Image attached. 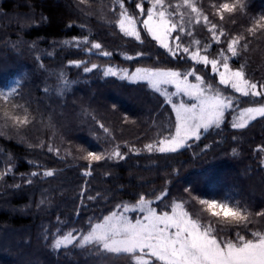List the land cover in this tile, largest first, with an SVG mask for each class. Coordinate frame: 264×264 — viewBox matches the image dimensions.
I'll list each match as a JSON object with an SVG mask.
<instances>
[{"label":"trees","instance_id":"1","mask_svg":"<svg viewBox=\"0 0 264 264\" xmlns=\"http://www.w3.org/2000/svg\"><path fill=\"white\" fill-rule=\"evenodd\" d=\"M112 1L117 11L103 13V6ZM137 2L141 0H126L130 14L134 11L138 14ZM197 2L209 19L229 35L244 32L247 17L264 13V0H247V16L236 17L232 23L227 16L220 21L211 14L213 0ZM143 3L146 9L150 7L148 1ZM118 11L117 0H89L87 4H80L79 0H0V52H13L4 61L9 66L0 75V90L13 79H19L15 86L16 100L28 106L35 117L28 127L0 135V152L5 156L0 169L12 167V172L0 181V239L4 235L8 240L19 241L15 249L0 244V264H130L128 258L112 254H107L109 259L104 262L105 255L90 254L71 245L54 250L51 235L45 239V233H56L59 217L64 222L60 225L62 232L75 228L80 231L74 235H83L89 227V218L98 222V218L109 214L118 204L134 203L138 194H151L165 187L168 197L153 205L158 204V210L172 199L179 202L178 198L186 195L185 188L203 197L231 194L249 201L256 209L264 207V167L259 160L264 153L254 151L264 145V118H257L245 129H232L229 115L220 129L210 130L200 141H190L191 146L179 153H128L125 144L143 148L161 130L159 125L167 124L169 114L174 120V113L170 105L162 103L163 96L145 83H130L119 75L104 76L103 69L112 66L129 72L136 67L184 70L192 62L173 59L139 25L142 44L123 36L114 23ZM200 30L196 38L207 42L210 33L206 28ZM85 37L101 43L103 50L112 55L103 57L95 54V50L92 54L81 51L74 38ZM249 39L253 41L250 51L230 63L238 67L246 62L249 75L261 80L264 36ZM63 41H70L71 46L63 45ZM222 46L214 44L210 51L214 54ZM138 52L145 55L137 57ZM37 53L42 54L39 60L44 67L57 74L62 72L71 80L79 79L65 98L54 91L45 92L49 79L43 76L42 69L29 64L35 61L33 55ZM128 55L134 58L128 60ZM70 61L97 64L99 68L85 73L83 67L76 68ZM196 67L203 74L211 71L210 66ZM73 99L75 104L70 107L68 102ZM239 99L241 107L251 106L249 98ZM79 113L82 119L78 118ZM125 117L128 123L124 122ZM61 120L66 122L65 126ZM97 121L112 131L114 144H120L127 156L125 160L93 163L92 174L84 176L88 162L79 158L86 154H80L79 149L103 151L110 147ZM89 124L96 128L94 133L89 131ZM233 136L237 139L233 140ZM41 142L45 147H29ZM49 143L60 148V156L47 151ZM233 148L238 155L233 156ZM65 150L76 156L66 155ZM45 169L53 170L55 175L44 177ZM33 171L40 175L31 176ZM29 179L33 181L31 184L27 183ZM88 196L96 199L89 200ZM41 200L45 203L40 204ZM254 200L257 202L253 203Z\"/></svg>","mask_w":264,"mask_h":264},{"label":"snow or ice","instance_id":"2","mask_svg":"<svg viewBox=\"0 0 264 264\" xmlns=\"http://www.w3.org/2000/svg\"><path fill=\"white\" fill-rule=\"evenodd\" d=\"M88 2L79 0L80 4ZM117 3L119 11L114 23L123 36L132 37L142 44L144 41L139 25L173 59L186 64L192 62L183 71L136 67L129 72L112 66L103 69L104 76L119 75L131 83L146 82L153 92L163 96L162 103L170 105L171 113H174V120L169 114L167 124L159 125L161 130L143 148L125 144L128 153H179L191 146L190 141H200L210 130L220 129L229 115L232 117V129H245L257 118H264V78L253 79L246 71V62L238 67L230 63L250 51L249 45L253 41L249 37L256 39L264 36V13L247 17L244 32L229 35L223 27L209 19V14L197 0H148L151 6L147 9L141 0L135 3L138 14L135 11L129 13L125 6L126 0H117ZM211 8V14L219 17L220 21H224L227 16L232 23L236 22V17H246L248 12L247 0H213ZM112 11L117 10L114 8ZM196 26L206 28L210 33L207 42L196 38ZM186 37L191 39L186 40ZM74 41L81 51L86 50L89 54L95 50V54L103 57L112 55L110 51L103 50L101 43L87 37L82 40L74 38ZM62 44L71 46L70 41H63ZM214 44L223 46L213 54L210 50ZM143 55L144 52L136 53L137 57ZM133 58L131 55L126 56L128 60ZM69 63L76 68L83 67L85 73L99 68L97 64L89 66L83 61ZM197 65H203L204 69L210 66V73L203 74ZM39 67L44 66L40 64ZM190 77L193 79L190 80ZM57 80L55 89L45 87L46 93L55 91L63 95L71 84L62 72L57 74ZM167 86L174 87L175 93L167 91ZM17 95L15 87L8 91L0 90V135L4 134L3 129L6 128H26L35 119L29 107L16 100ZM173 96L179 99L174 100ZM239 97L249 98L247 102L251 106L241 107ZM124 122H129L127 117ZM97 124L110 147L103 151L86 147L79 149L86 153L79 158L88 162L82 173L84 176L92 174L93 163L125 160L127 156L121 151L120 144H114L112 131L99 121ZM232 139L236 140L237 137L233 136ZM29 147L43 148L45 145L41 142ZM47 151L57 156L61 154L60 148L51 143L47 145ZM254 151L264 153V145ZM65 154L72 153L65 150ZM232 154L238 155L235 148ZM259 160L264 167V156H260ZM11 172V166L0 169V181ZM37 175L40 173H31L33 177ZM42 175L52 177L55 172L45 169ZM32 182L27 180L29 184ZM184 192L186 195L179 197V202L172 199L159 210L158 204L153 205L168 197L167 187L151 194L140 193L134 203L118 204L109 214L98 218V222L93 223L89 218V227L80 236L74 235L80 231L75 228L62 232L60 225L64 222L57 217L56 233L59 235L46 231L44 238L48 239L51 235V247L54 250L71 245L90 254L126 257L130 264H264V207L256 209L249 201L231 194L203 197L190 188H185ZM97 196H100L99 192ZM87 198L96 199L95 196ZM44 203V200L40 201V204ZM136 212L142 215H128Z\"/></svg>","mask_w":264,"mask_h":264},{"label":"rangeland","instance_id":"3","mask_svg":"<svg viewBox=\"0 0 264 264\" xmlns=\"http://www.w3.org/2000/svg\"><path fill=\"white\" fill-rule=\"evenodd\" d=\"M1 1H3V0H1ZM146 1H148V0H146ZM114 4H115V2L114 1H112L111 2V4H109V5H106V6H103V8L102 9H104L103 10V13H107V12H109V10H111L112 11V9H114ZM149 6H151L150 4H149ZM8 21H10V19L8 18ZM200 28H201V26H196V28L194 29V35H196V34H199V33H201L202 31L200 30ZM1 30V29H0ZM77 40V39H76ZM12 53L13 52H11L10 50H8L5 54L4 53H1L0 52V75L3 73V72H5L7 69V67L9 66V65H5V62L4 61H6V59H8V55H12ZM42 56V54H40V53H37V54H34L33 55V58L35 59V61H33V62H29V64H32V65H34L37 69H42L41 71L42 72H44V75L43 76H46V79L48 78L49 79V81H47V82H45V86H47L49 89H55L56 87H57V85H58V80H57V72L56 71H54V70H49L47 67H43V68H41V67H39V65L40 64H42L41 62H40V58L39 57H41ZM39 58V59H37V58ZM36 59L38 60V61H36ZM235 59V58H234ZM27 63V62H26ZM135 70V69H134ZM133 70V71H134ZM181 71H183V70H181ZM132 72V71H131ZM39 73H40V70H39ZM27 78H29V77H27ZM32 79H36L37 78V76H32L31 77ZM190 80L191 79H193V78H189ZM30 80V79H29ZM67 80H69V81H71V84H70V86L67 88V90L64 92V94L63 95H61L63 98H65L70 92H71V90H72V87L73 86H75L76 84H77V82L79 81V79H73V80H71V78H68L67 77ZM16 81H19V79H13L12 80V82L8 85V86H6L5 88H3L2 89V91H8V90H10V89H12V88H14L15 86H16V84H17V82ZM32 81V80H31ZM127 82H129L128 80H126ZM38 83V82H37ZM131 83V82H130ZM138 83H145L146 85H147V83L146 82H138ZM37 87V86H36ZM149 89H151L150 87H148ZM152 90V89H151ZM167 91H169V92H171V93H175V88L174 87H172V86H167ZM55 92V91H54ZM173 99L174 100H178L179 98L178 97H176V96H173ZM189 103H192L191 101H189ZM73 104H75V100L73 99V100H70L69 102H68V105L71 107ZM171 107V106H170ZM247 107V106H246ZM82 114H78V118H80V119H82ZM231 120H232V117L230 118V121H229V124H230V126H231ZM61 125L62 126H65L66 125V122L64 121V120H61ZM89 126H91V127H89V131H91V133H94L95 131H96V128H94V127H92V124H89ZM5 130V131H4ZM3 131L4 132H10L11 131V128H6V129H3ZM90 133V134H91ZM99 134H101L102 135V133H99ZM80 154H82V152H80ZM69 156H76V155H69ZM3 164H5V156L3 155V153L2 152H0V166H3ZM252 191H254V190H252ZM251 194H254L253 192H251ZM253 203H256L257 201L256 200H254V201H252ZM163 205H164V203H163ZM130 217H139V216H141L142 214L140 213V212H136V213H129L128 214ZM2 235V234H1ZM0 235V236H1ZM13 239V238H12ZM0 244H5L6 246H9V247H12V248H14L15 249V247L19 244V241L16 239H13L12 241L10 240V238H9V240H8V238H6L4 235H3V237L0 239ZM10 242V243H9ZM17 249V248H16ZM104 257V256H103ZM22 260L24 259V256H23V258H21ZM104 259H109L108 258V256H107V254L105 255V257L103 258V260ZM104 262H106L105 260H104Z\"/></svg>","mask_w":264,"mask_h":264}]
</instances>
